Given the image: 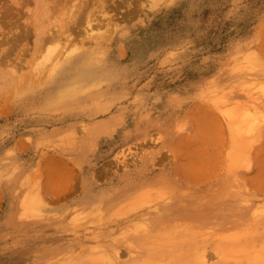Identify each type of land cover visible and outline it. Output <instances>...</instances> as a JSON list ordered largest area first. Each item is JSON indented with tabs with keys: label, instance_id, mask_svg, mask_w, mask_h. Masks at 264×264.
<instances>
[{
	"label": "rangeland",
	"instance_id": "obj_1",
	"mask_svg": "<svg viewBox=\"0 0 264 264\" xmlns=\"http://www.w3.org/2000/svg\"><path fill=\"white\" fill-rule=\"evenodd\" d=\"M119 1L0 0V264H264L237 248L264 237V0ZM83 11L119 25L82 41Z\"/></svg>",
	"mask_w": 264,
	"mask_h": 264
},
{
	"label": "bare ground",
	"instance_id": "obj_2",
	"mask_svg": "<svg viewBox=\"0 0 264 264\" xmlns=\"http://www.w3.org/2000/svg\"><path fill=\"white\" fill-rule=\"evenodd\" d=\"M55 2L57 1L58 3H60V0H54ZM147 1V0H146ZM132 2H133V0H120L119 2H118V4H117V6H115V5H113V7L114 8H116V7H119L120 5H123L124 7H125V11L122 13V15H121V19H120V21L121 20H124V19H128V20H130V19H132L133 17H137V16H139V15H141L142 14V12L144 11V9L146 8V6H145V8H139V6H134V7H131V4H132ZM158 2V1H157ZM71 5H72V7H71V9L73 8V7H81V6H84L83 7V10H85V8H87V2H86V0H72V2L70 3ZM134 4V3H133ZM145 4V3H144ZM142 5V4H141ZM113 8V9H114ZM83 12H85V11H83ZM146 12V11H145ZM85 17H84V19H83V25H82V28H79V30H81L79 33H81L82 32V35L84 34V36H81V40L83 41V38L87 35V37H89V38H91V37H94V33H95V30L97 29V28H100L99 26L101 25V22L102 21H105L106 19H107V21L110 23V26L112 27V31H113V29H116V27L119 25V23H112V22H110V20H111V18L112 17H109V18H101V16H97V14H95V16H94V14H91V13H89V12H85ZM84 16V15H83ZM39 17V16H38ZM37 17V18H38ZM104 17V16H103ZM35 20V19H34ZM41 20V19H40ZM107 21L105 22L106 24H108L107 23ZM43 26H45V25H43ZM97 27V28H96ZM39 29H40V26L38 27ZM67 28H69L68 27V25H67ZM96 28V29H95ZM42 29H43V27L41 28V31H42ZM70 29V28H69ZM95 29V30H94ZM74 30V29H73ZM38 32H39V30H38ZM54 32V31H53ZM78 32H76L75 31V36L77 35V33ZM63 35L64 36H62V41H61V46H63V48H65L64 49V52L65 53H72V49L71 48H83V43L82 44H75L74 42H72L73 40H74V38H72V35H71V38H70V34H72L71 32H69V30H67L66 29V31H63ZM39 34H40V39H39V47H43L44 46V42H43V39L45 38L46 40H47V38L49 37V36H51V35H53L52 34V31L51 30H49L48 31V34L44 37L43 35H42V32L40 33L39 32ZM78 36V35H77ZM76 36V37H77ZM97 36V35H96ZM98 37V36H97ZM96 37V38H97ZM92 39V38H91ZM60 40V39H59ZM89 40V39H88ZM96 40V39H95ZM51 41H52V39H51ZM93 41V40H92ZM91 41V42H92ZM57 39H54V44L52 45L51 44V46L50 47H48V46H45L44 48H49L48 50H47V52L45 53V55H44V57H45V59L46 58H49L50 57V48H55V45H57ZM60 42V41H59ZM90 42V41H89ZM121 46H122V44H121ZM91 47V46H90ZM67 48H69V49H67ZM89 48V47H88ZM121 48H123V47H121ZM63 52V53H64ZM123 52V51H122ZM63 53H61V55L63 54ZM100 54V53H99ZM66 55V54H65ZM58 58V57H57ZM41 60V59H40ZM46 61H48V60H46ZM50 61V60H49ZM101 61V60H100ZM41 62H42V60H41ZM49 63V62H48ZM54 63V62H53ZM97 64V63H96ZM53 66L52 67H50L51 68V71L54 69V67L56 66V63H54V64H52ZM243 87V86H242ZM213 89V88H212ZM257 89H258V92L260 93V94H262L263 96H264V84L263 85H259L258 87H257ZM214 90V89H213ZM210 91V90H209ZM245 92V91H244ZM216 93V92H215ZM222 95V94H221ZM212 99H213V101L214 102H219L220 103V99H219V97L217 98V97H212ZM222 99V98H221ZM224 99H226V98H224ZM222 101V100H221ZM242 103V102H241ZM226 107H224V113L226 114V117H227V121H228V123H229V125L231 126V127H234L235 129H241V130H244L246 127H247V125L248 124H246L247 122H249V118H250V115H249V112H248V107L246 106V104H241V105H225ZM237 152H238V154H237V158L239 157L238 155H240L241 153H242V150H241V145H238L237 146ZM33 182V181H32ZM25 183V182H24ZM29 184V183H28ZM32 184V183H31ZM28 190V189H27ZM26 191V190H25ZM35 191H36V189H35V187L34 186H31V188H30V190H29V194H27V195H25V197L23 198V200H22V212H21V214L22 213H24V214H26L25 212L26 211H34L35 210V208H36V206H37V201H36V199H35ZM25 193V192H24ZM21 202V201H20ZM32 208V209H31ZM254 209V208H253ZM259 210V209H258ZM257 209H255L253 212H252V214H251V218H249V219H247L246 220V225L248 226V227H251L252 225H253V223H254V219H256V218H258V217H260V216H262V212H260V211H258ZM20 211V210H19ZM23 215V214H22ZM263 215H264V213H263ZM228 217V216H227ZM226 217V218H227ZM230 217H231V215H230ZM235 218V217H234ZM233 218V219H234ZM236 220H237V218H236ZM232 221V220H231ZM234 221V220H233ZM245 225V226H246ZM187 229H189V228H187ZM194 229V228H193ZM244 229V228H243ZM189 232V231H188ZM197 232V231H196ZM195 233V232H194ZM200 233V232H199ZM189 234V233H188ZM212 234V233H211ZM184 235V234H183ZM195 235V234H194ZM237 235V234H236ZM177 237V236H176ZM201 237V236H200ZM263 237V236H262ZM174 238V237H173ZM180 238V237H179ZM190 238V237H189ZM194 238V237H193ZM229 238H231V237H229ZM252 238H254L253 236H251V234L250 233H243V234H241V237H240V242L237 244V248L240 250V253H243V254H245V255H247L248 256V258L249 259H251V261H257V262H259L258 260H260V259H264V237L262 238V240L260 239L259 241H254ZM190 239H192V238H190ZM255 239V238H254ZM176 240V239H175ZM194 240V239H193ZM223 240V239H222ZM227 240H229V239H227ZM200 241V240H199ZM190 242V243H189ZM218 242V241H217ZM224 242V241H223ZM222 242V243H223ZM226 242V241H225ZM174 244H172L173 245V247L171 248V250L170 251H172L173 252V250H176V249H178V247H180L181 245H182V243H183V241L182 242H173ZM188 248H187V251H188V253L191 255V256H193V259H196V262H198V261H204V257H205V254L203 253L204 252V250H203V252H201V251H199V246H195V245H193V244H191L192 243V241H189L188 240ZM199 243H201V242H199ZM185 244V243H184ZM198 244V243H197ZM177 245H178V247H177ZM222 245V244H221ZM182 247V246H181ZM216 247V246H215ZM217 248V247H216ZM220 248V247H219ZM186 250V249H185ZM185 250H183V251H185ZM201 250V249H200ZM169 252V251H168ZM236 252V251H235ZM238 252V251H237ZM187 253V252H186ZM219 253V252H218ZM67 254V253H66ZM65 254V255H66ZM172 255H173V253H171ZM170 254V255H171ZM185 254V253H184ZM188 254V255H189ZM220 254V253H219ZM222 254H223V252H222ZM226 253H224V255H225ZM163 255V254H162ZM228 255V254H227ZM61 256V255H60ZM62 256H63V254H62ZM187 256V255H186ZM230 256V255H229ZM58 257V256H57ZM56 257V258H57ZM68 257V256H67ZM171 257V256H170ZM184 257H185V255H184ZM222 257V256H221ZM66 258V257H65ZM179 258V257H178ZM230 258V257H229ZM235 258V257H234ZM55 259V258H54ZM62 259V258H61ZM224 259H226V258H224ZM53 260V259H52ZM60 260V259H59ZM67 260V259H66ZM178 260V259H177ZM186 260V259H185ZM48 261H49V259H48ZM51 261V260H50ZM58 261V260H57ZM61 261V260H60ZM192 261H194V260H192ZM261 261V260H260ZM62 262V261H61ZM263 262V261H262ZM180 263V262H179ZM252 263V262H251ZM152 264V263H151ZM261 264V263H260Z\"/></svg>",
	"mask_w": 264,
	"mask_h": 264
}]
</instances>
